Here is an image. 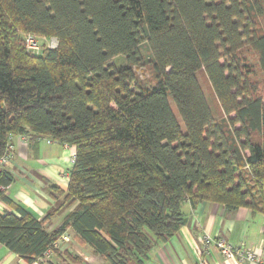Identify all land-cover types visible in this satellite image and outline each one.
Instances as JSON below:
<instances>
[{
	"label": "trees",
	"instance_id": "16d2710c",
	"mask_svg": "<svg viewBox=\"0 0 264 264\" xmlns=\"http://www.w3.org/2000/svg\"><path fill=\"white\" fill-rule=\"evenodd\" d=\"M26 35L57 45L32 54ZM19 135L75 149L49 231L56 210L34 218L0 166V245L29 264L67 229L107 264H142L184 201L264 215V0H0V157Z\"/></svg>",
	"mask_w": 264,
	"mask_h": 264
},
{
	"label": "crops",
	"instance_id": "0c3cea01",
	"mask_svg": "<svg viewBox=\"0 0 264 264\" xmlns=\"http://www.w3.org/2000/svg\"><path fill=\"white\" fill-rule=\"evenodd\" d=\"M10 143L11 158L3 168L12 174L13 181L5 188V192L37 220H42L50 211L56 210L44 223L48 231L53 230L60 225L66 211L62 198L66 192L68 170L72 167L75 149L47 137L32 135H27L26 140L13 136ZM181 209L186 223L166 242L151 248L142 264H197V252L206 264H236L225 260L213 246L205 247L201 241L204 235L223 238L233 246L260 250L264 254V215L251 214L243 207L228 212L222 205L215 203H201L192 208L184 201ZM5 212H13V209L0 201V214ZM66 232L76 239L70 229ZM61 246L55 249L58 253L51 254L47 264H68L65 262V252L75 255L71 248ZM83 249L84 254H76L86 264H107L90 247ZM38 262L41 260L31 264ZM0 264L29 263L0 245Z\"/></svg>",
	"mask_w": 264,
	"mask_h": 264
},
{
	"label": "built area",
	"instance_id": "2783aa9c",
	"mask_svg": "<svg viewBox=\"0 0 264 264\" xmlns=\"http://www.w3.org/2000/svg\"><path fill=\"white\" fill-rule=\"evenodd\" d=\"M57 45V40L55 37H36L33 35H26L24 37V47L25 50L29 53H38L43 48H54ZM21 140H26L25 135L18 136ZM12 145L9 144L6 152L0 157V166H3L11 158ZM75 155V154H74ZM74 157V156H73ZM74 160V159H73ZM69 241V234L66 231L61 234L57 240H55L51 248L56 249L65 242ZM202 243L205 247L213 246V248L225 259L232 261L236 264H245V263H258L264 264V254L259 250H254L251 248L245 247H236L231 245L223 238H211L208 235L202 236ZM52 254L51 249H47L43 256L40 258L41 262L46 264L47 260ZM197 264H206L201 258L199 252H197ZM46 256V257H45ZM39 264V262H38Z\"/></svg>",
	"mask_w": 264,
	"mask_h": 264
},
{
	"label": "rangeland",
	"instance_id": "374dc122",
	"mask_svg": "<svg viewBox=\"0 0 264 264\" xmlns=\"http://www.w3.org/2000/svg\"><path fill=\"white\" fill-rule=\"evenodd\" d=\"M245 48L246 47H244V49ZM141 50H142L143 54H146V46H145V44L141 45ZM247 56H248V59L251 62L255 63L256 57H255V55H253L252 52H249L247 54ZM134 73H135L136 78L139 81H141V82H144V81H146V80H148L150 78V74H149L146 66H141V67L134 68ZM198 79H199L200 85L202 87V90H203V92L205 94V97H206L209 105L211 106L214 114H218V112H219V104H218L217 99L215 98V96L213 94V90H212V88H211V86L209 84V81L207 80V77L205 76V74L202 71H200L198 73ZM169 105H170V108H171L172 112L174 113V115L176 116L178 121L180 122V124H182L180 119H179V116H178V114H177V112L175 110V106H174V104H173V102L171 100H169ZM66 233L69 234L68 232H66ZM76 244H78V245H76ZM65 247L66 248H71V251L74 252L75 255H77L76 253H79V252L83 253L84 252L83 248H88V247H86V245L84 246V244L80 243L77 239H74L71 234H69V241L67 242V244L66 245L62 244V246L60 248H65ZM73 248H76V249H73ZM47 259L49 260L50 257L49 258H45V261ZM35 262H37V260ZM61 264H64V263H61Z\"/></svg>",
	"mask_w": 264,
	"mask_h": 264
}]
</instances>
